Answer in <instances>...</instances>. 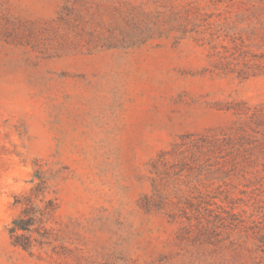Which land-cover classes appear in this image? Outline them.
<instances>
[{
    "label": "rangeland",
    "instance_id": "rangeland-1",
    "mask_svg": "<svg viewBox=\"0 0 264 264\" xmlns=\"http://www.w3.org/2000/svg\"><path fill=\"white\" fill-rule=\"evenodd\" d=\"M0 264H264V0H0Z\"/></svg>",
    "mask_w": 264,
    "mask_h": 264
},
{
    "label": "trees",
    "instance_id": "trees-1",
    "mask_svg": "<svg viewBox=\"0 0 264 264\" xmlns=\"http://www.w3.org/2000/svg\"><path fill=\"white\" fill-rule=\"evenodd\" d=\"M192 137L196 138L192 146L199 153L213 155L222 148L221 141L214 135ZM164 157L165 154H162L160 162H164ZM35 180L29 193L16 197L15 204L21 212L8 229L13 244L28 252L48 244V217L59 209L55 199H48V178L39 171Z\"/></svg>",
    "mask_w": 264,
    "mask_h": 264
}]
</instances>
